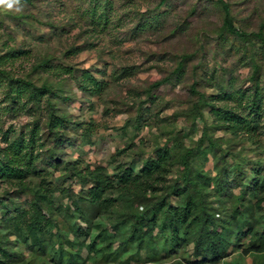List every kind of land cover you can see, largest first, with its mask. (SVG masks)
<instances>
[{"label":"rangeland","instance_id":"obj_1","mask_svg":"<svg viewBox=\"0 0 264 264\" xmlns=\"http://www.w3.org/2000/svg\"><path fill=\"white\" fill-rule=\"evenodd\" d=\"M223 1L235 28L264 34V0ZM18 7L0 6V264H264L244 250L264 233L261 38L224 29L220 0ZM14 141L20 176L4 170ZM96 168L110 183L93 200ZM162 202L181 218L153 220ZM202 215L229 239L216 261L195 256Z\"/></svg>","mask_w":264,"mask_h":264},{"label":"trees","instance_id":"obj_2","mask_svg":"<svg viewBox=\"0 0 264 264\" xmlns=\"http://www.w3.org/2000/svg\"><path fill=\"white\" fill-rule=\"evenodd\" d=\"M223 10H224V16H223V23H222V27L226 30H228V32L234 33L236 36L238 37H242V38H246L247 36H249L250 34L255 35L259 38H261V40L264 42V34L262 33V31L259 32H255V33H245L237 28L234 27L233 23H232V17H231V7L230 5L227 4V2L220 0ZM183 65L181 63H179V66L176 69V72L179 73L181 71H183ZM6 74L4 70L0 69V74ZM165 80H167L165 78ZM11 81V80H10ZM164 80H162L161 83L157 82V84H162ZM10 87V92H12V85L8 84ZM18 90V89H17ZM42 90H47L50 91L48 88H45L44 86H41L38 89H34L31 91V95L32 97H36L37 94L42 93ZM214 109V107H213ZM63 120H56V118H53L50 120V128L54 130V132L58 133V130L60 128V123ZM235 125V124H233ZM232 126V125H231ZM210 146H212L213 144L210 142L209 144ZM202 145L198 148H186V150L180 155V159L182 163H186L187 162V158L191 155H195L198 151H204V148H202ZM23 145H22V141H14L11 149V152L8 153L7 155V161L5 164V171H9V173H12L14 175L20 176L22 174V171L20 170V157H19V153L21 151V149L23 150ZM7 154V153H6ZM162 157L163 155H157L156 158L152 161H146L145 165L143 166L144 171H146L148 173V175H151L152 171H155L157 169V167L161 164L162 162ZM125 173V172H124ZM87 174L90 176V178L92 180L97 181V184L95 187H93L92 191L90 190L91 196L93 198V200H96L99 196V194L101 193L102 189L104 186H106L107 184L110 183L109 181V177L107 175H105L100 169L96 168L95 170H88ZM136 177H133L131 174H122L119 177V180L121 181V184L123 185V187L128 188L130 185L134 186L136 185V181H135ZM188 183L190 184V178H188ZM194 183V182H193ZM195 184V183H194ZM122 188V187H121ZM130 188V187H129ZM124 189V188H122ZM173 189V188H172ZM183 190L178 191V193H182ZM186 205L184 209L186 211H190L192 212V208L195 207L194 201H192L191 199V195L189 193L186 194ZM160 210L163 212H169V216H172L174 219H178L181 218V214L180 212L177 210V208L175 207H170L166 202H162L161 204H158L155 209H149V213L151 214V217H153L152 219L155 220L156 218V211ZM186 215V214H185ZM178 216V217H177ZM197 222V230H198V234L200 235L199 240L196 242L195 244V251H196V255L197 257L200 258V262L203 260L206 261H216L217 259H219L220 257H223L225 255H227V249H228V245H230L229 243V239L226 235H223L220 232H217V230L214 228H211V230L208 229V223H213V221H211V219L208 216H200L198 218ZM136 227V226H135ZM250 227V224H248V228ZM258 238H256L255 240H252L249 247L244 249L245 252L249 253V252H264V233H258Z\"/></svg>","mask_w":264,"mask_h":264},{"label":"clouds","instance_id":"obj_3","mask_svg":"<svg viewBox=\"0 0 264 264\" xmlns=\"http://www.w3.org/2000/svg\"><path fill=\"white\" fill-rule=\"evenodd\" d=\"M20 5V0H0V6L6 7L8 10L16 9L17 11L20 10L18 7Z\"/></svg>","mask_w":264,"mask_h":264}]
</instances>
